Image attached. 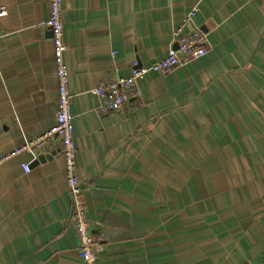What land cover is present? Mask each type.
I'll list each match as a JSON object with an SVG mask.
<instances>
[{"label": "crops", "instance_id": "1", "mask_svg": "<svg viewBox=\"0 0 264 264\" xmlns=\"http://www.w3.org/2000/svg\"><path fill=\"white\" fill-rule=\"evenodd\" d=\"M0 5L1 159L55 125L59 84L47 0ZM63 8L77 176L104 245L94 264H264V0ZM194 8L186 31H206L209 53L148 73L144 105L98 111L91 90L166 57ZM72 212L58 141L0 162V264H85Z\"/></svg>", "mask_w": 264, "mask_h": 264}, {"label": "built area", "instance_id": "2", "mask_svg": "<svg viewBox=\"0 0 264 264\" xmlns=\"http://www.w3.org/2000/svg\"><path fill=\"white\" fill-rule=\"evenodd\" d=\"M47 2L49 13L44 24L52 34L59 84L57 121L55 125L37 138L15 147L10 153L2 157L0 162L25 151L41 153L56 141L60 143L65 161V182L72 196V220L79 239L80 255L85 264H94L98 254L104 250V245L94 234V224L88 216L84 187L77 176L78 146L74 134L69 69L65 61V52L68 46L64 40V0H47ZM7 12V9L0 5V18ZM195 13L196 8L190 11L185 20L174 29L173 34L177 48L171 49L166 57L154 61L150 65H142L135 61L128 77H118L109 83L93 88L91 92L98 101L96 109L103 114H108L125 112L140 107L145 104L141 84L148 73L168 75L209 53L210 45L206 31L198 26L186 31V27L192 21ZM22 166L26 172L30 170L28 163H23ZM250 264L259 263L251 262Z\"/></svg>", "mask_w": 264, "mask_h": 264}, {"label": "water", "instance_id": "3", "mask_svg": "<svg viewBox=\"0 0 264 264\" xmlns=\"http://www.w3.org/2000/svg\"><path fill=\"white\" fill-rule=\"evenodd\" d=\"M46 158H49V155L41 154V155H39L38 161H43V160H45Z\"/></svg>", "mask_w": 264, "mask_h": 264}]
</instances>
